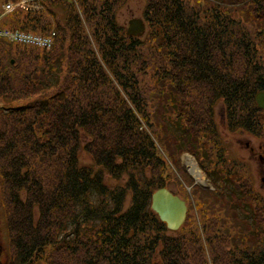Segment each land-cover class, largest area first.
I'll return each instance as SVG.
<instances>
[{
  "label": "trees",
  "instance_id": "obj_1",
  "mask_svg": "<svg viewBox=\"0 0 264 264\" xmlns=\"http://www.w3.org/2000/svg\"><path fill=\"white\" fill-rule=\"evenodd\" d=\"M30 1L1 18L52 44L0 38V264H217L195 260L201 244L191 258L184 225L172 232L151 210L168 188L155 140L196 160L208 157L203 145L225 152L219 102L227 130L260 135L264 0H143L144 38L117 22L129 0ZM221 196L225 215L251 213ZM257 238L234 260L264 264Z\"/></svg>",
  "mask_w": 264,
  "mask_h": 264
},
{
  "label": "rangeland",
  "instance_id": "obj_2",
  "mask_svg": "<svg viewBox=\"0 0 264 264\" xmlns=\"http://www.w3.org/2000/svg\"><path fill=\"white\" fill-rule=\"evenodd\" d=\"M11 1L17 2L21 0H0V18L12 10ZM185 1L195 6L200 2L199 0ZM8 5L12 7L8 9ZM144 9L145 2L143 0H129L123 9L117 12L118 24L124 31H127L128 23L132 18L144 19ZM59 14L62 15L61 10H59ZM236 16L244 24L251 27V29H258L261 26L262 22L254 20L251 16H244L242 12H237ZM7 21L8 19L6 18L0 19V24ZM262 56L264 58V50ZM6 106H11V104H6ZM224 113L223 103H217L215 106V118L220 124V133L225 144V152L221 153L219 151L217 153L210 145H203V147H206L204 149L209 150L207 151L209 158H203L204 161H202V158L196 160L191 152L176 155L174 147L169 150L164 145V142L158 141V135L155 142L163 160L166 162L167 172L165 178L168 188L177 194H181L189 205V212L182 234L187 235L188 240L195 241V243H190L189 245L192 249L190 257L197 256L198 248H200L201 244L203 250L195 258L197 261L208 260L209 263V260H214V256L216 255L219 256L217 264L220 261L229 262V260H233L234 264H239L240 262L247 264V260H234V257H242V253L250 246H252V250H258L256 246L259 242L257 238V234L259 233L256 232V229L260 228L261 223H264V186L262 182V178L264 177V140L261 137V133L264 130V113L260 114V119L263 122L260 124V127L263 129L260 135L227 130ZM167 117L169 121L173 122L176 114L171 112L167 114ZM204 152L198 151L200 155ZM80 161L87 166H95L92 159L85 152H81ZM189 161L197 165L199 171L204 176V182L199 181L192 175L188 164ZM234 164H236L239 172L232 168ZM225 177L227 178V182L233 185L232 189L227 187L224 189L222 186L221 183L225 181ZM216 180L219 181L216 182ZM234 180L239 184L241 183L240 189L242 191L238 189L239 184H235ZM225 185L228 186V184ZM221 192H224V194H221ZM215 194L219 196V201H214ZM221 195L226 198L229 197L232 207L239 211L251 208L252 221L247 220L250 214L246 213L238 212V216H235V214L230 212L229 215H225L224 209H228L229 205L221 198ZM216 216L219 217H217V221L220 220L222 222L219 221L218 224H224L221 226V229L214 226ZM251 228L253 232L250 233L249 229ZM4 234L7 241L6 230ZM194 234L199 236V244L196 238H194ZM32 264L44 263L36 262Z\"/></svg>",
  "mask_w": 264,
  "mask_h": 264
},
{
  "label": "water",
  "instance_id": "obj_3",
  "mask_svg": "<svg viewBox=\"0 0 264 264\" xmlns=\"http://www.w3.org/2000/svg\"><path fill=\"white\" fill-rule=\"evenodd\" d=\"M145 31L146 24L142 18H133L129 21L127 30L129 36H142ZM255 100L258 108L264 110V92L258 93ZM151 210L158 215L170 231L176 232L186 221L188 205L180 195L174 194L168 188H160L152 195Z\"/></svg>",
  "mask_w": 264,
  "mask_h": 264
},
{
  "label": "built area",
  "instance_id": "obj_4",
  "mask_svg": "<svg viewBox=\"0 0 264 264\" xmlns=\"http://www.w3.org/2000/svg\"><path fill=\"white\" fill-rule=\"evenodd\" d=\"M12 6L8 5L7 8L10 9ZM14 7H12V10ZM0 38H5L11 42L25 44V45H40L43 47L49 48L52 44L50 39L45 40L44 38L36 37L34 35L17 32V31H9L0 28Z\"/></svg>",
  "mask_w": 264,
  "mask_h": 264
},
{
  "label": "flooded vegetation",
  "instance_id": "obj_5",
  "mask_svg": "<svg viewBox=\"0 0 264 264\" xmlns=\"http://www.w3.org/2000/svg\"><path fill=\"white\" fill-rule=\"evenodd\" d=\"M253 152H254V150H253ZM262 182H263V186H264V177L262 178ZM247 220H249L250 222L252 221L251 214L248 215ZM252 231H253V229L251 228V229L249 230V232L251 233ZM256 232L259 233V235H260V233H261V236L263 237V242H264V223H261V224H260V228H257V229H256ZM248 243H249V242H248ZM251 247H252V246H251ZM250 251H252V250H251L250 247H248V248L245 250V254H246V253H249ZM250 257H251V256H250ZM258 261H259V260H247V264H257ZM261 261H262V263H264V260H261Z\"/></svg>",
  "mask_w": 264,
  "mask_h": 264
},
{
  "label": "bare ground",
  "instance_id": "obj_6",
  "mask_svg": "<svg viewBox=\"0 0 264 264\" xmlns=\"http://www.w3.org/2000/svg\"><path fill=\"white\" fill-rule=\"evenodd\" d=\"M189 167H190V171L192 173V175H194L199 181L201 182H204V176L203 174L199 171L197 165L192 162V161H189Z\"/></svg>",
  "mask_w": 264,
  "mask_h": 264
}]
</instances>
